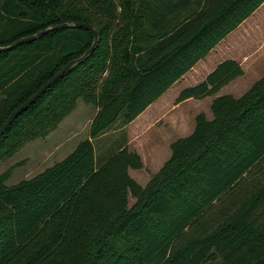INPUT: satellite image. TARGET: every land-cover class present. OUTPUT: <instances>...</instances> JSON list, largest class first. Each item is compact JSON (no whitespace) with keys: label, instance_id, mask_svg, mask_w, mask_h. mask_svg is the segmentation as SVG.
<instances>
[{"label":"trees","instance_id":"obj_1","mask_svg":"<svg viewBox=\"0 0 264 264\" xmlns=\"http://www.w3.org/2000/svg\"><path fill=\"white\" fill-rule=\"evenodd\" d=\"M191 1L0 0V46L63 22L98 31L93 51L0 137L4 159L56 130L78 100L97 109L64 158L15 184L0 174V264H264V75L238 97H214L212 118L197 114L144 186L129 174L143 162L128 145L95 162L92 139L134 120L264 0ZM93 40L68 26L0 51V127ZM243 73L223 60L175 102L215 95Z\"/></svg>","mask_w":264,"mask_h":264},{"label":"rangeland","instance_id":"obj_2","mask_svg":"<svg viewBox=\"0 0 264 264\" xmlns=\"http://www.w3.org/2000/svg\"><path fill=\"white\" fill-rule=\"evenodd\" d=\"M244 67L245 74L243 73V77L235 82L236 86L234 88L229 87L227 89L232 90L234 94H243L255 81L264 75V45L257 53L245 59ZM201 69L202 64L199 63L195 69H192L185 77L175 83L167 91L168 93H165L168 95L169 101H175L176 94H178L182 88L193 84L195 81L198 82L201 80L203 76L200 75ZM207 105V99L202 101L191 99L183 103L177 110L171 112V116L178 117L177 122L178 128L180 127L179 129L170 131V129H168L170 127L168 118H161L159 123H156L155 126H151L144 133L147 134L148 139L155 138V135H161L165 141L172 143L175 139L186 134L189 130H193L197 112L199 114L202 110L206 111ZM96 110L97 109L93 105L78 100L76 108L65 117L56 130L52 131L44 138L26 143L12 156L0 159V174L6 170L10 171L5 183L11 185L22 179L30 178L69 154L79 141L88 138L89 125ZM122 126L123 125L118 120L114 122L106 132L93 140L96 164H99L102 159L108 157L111 152L119 147L118 145L122 142L125 132ZM135 141L134 144L132 143L131 146H128L129 149L136 151V149L143 150L145 148L146 143L143 135L136 136ZM161 151L159 153H161ZM164 156H166V153H162L159 159L162 160ZM149 166L152 169H156V166H153V164H149ZM146 172L149 174L154 173L146 166L139 171L132 169L131 176L142 184L143 180L146 179ZM130 201L133 202L134 200L130 199Z\"/></svg>","mask_w":264,"mask_h":264},{"label":"crops","instance_id":"obj_3","mask_svg":"<svg viewBox=\"0 0 264 264\" xmlns=\"http://www.w3.org/2000/svg\"><path fill=\"white\" fill-rule=\"evenodd\" d=\"M204 2L205 0H201V3L197 4L196 0H192L191 3L188 2V6L191 9L198 10L200 7L204 5ZM263 45H264V1L251 15H249L246 19H244L240 25H238L224 39H222L206 55L204 59L198 61L192 69H195V67L199 63L202 64V69H201L202 74L200 73V75L203 76L201 77V80L198 81L200 82L206 77V75L209 72H211L217 66L218 63L226 59H233L240 63L245 74V67H244L245 59L257 53V51L260 48H262ZM190 71H188L187 73H189ZM185 75L183 77H185ZM243 75L235 78L234 80L230 81L229 83L221 87L217 94L206 96L200 99L187 98L178 103H176L175 101L171 102L168 99V95L165 94L167 92L166 91L155 102L150 104L142 113H140L134 120L129 122L127 125L122 126L125 132L120 145L131 146L132 143L134 144L136 142L135 141L136 136L143 135L146 146L143 150L136 149V151L141 156L143 167L147 166L151 169V172H156L160 168V166H162L163 163L169 158L171 153L169 144L171 142L165 141L161 135L158 136L155 135V138L148 139L147 134H145L144 132L147 129H149L151 126H155L156 123H159V120L161 118H168V120L170 121V127L168 129H170V131L174 129H179L180 127L178 128V122H177L178 117L171 116V112H173V110H177L183 105V103H186L191 99H195L198 101L207 99V103H208L207 110L206 111L202 110L201 112H203L208 119H211L212 112L210 110V105L212 99L216 96L224 95V94H232L236 97L242 95V93L234 94L232 90H227V89L229 87L234 88L236 86L235 82H237L238 79L243 77ZM198 82L195 81L193 84H190L189 86L195 85ZM177 95L178 94H176L175 99ZM191 132L192 131L189 130L186 134L181 135L180 137L187 136ZM93 140L94 139H92V141ZM160 151L161 153H159ZM162 153H166V156H164L163 159L160 160L159 157ZM149 164H153V166H156L157 164L158 165L156 166V169H152L149 166ZM142 168L133 169V170L139 171ZM131 170L132 169H129L130 175H131ZM149 178H150V174L146 172V179L143 180V183L141 185L144 186L149 180Z\"/></svg>","mask_w":264,"mask_h":264},{"label":"water","instance_id":"obj_4","mask_svg":"<svg viewBox=\"0 0 264 264\" xmlns=\"http://www.w3.org/2000/svg\"><path fill=\"white\" fill-rule=\"evenodd\" d=\"M68 26H76V27H82L88 29L94 37L93 43L91 46L78 58L73 59L69 62H67L65 65H63L56 73L53 74L44 84H42L33 94H31L24 102H22L19 106H17L7 117L5 122L1 125L0 127V137L1 135L6 131L7 127L11 124V122L18 116L21 112H23L30 104H32L41 94H43L48 87H50L66 70H68L74 63L77 61L81 60L82 58L86 57L89 53L93 51L95 48V45L97 43L98 39V31L90 24L87 22L79 21V22H74L72 24H69L67 22H63L61 24H56L52 25L49 27H46L44 29L39 30L36 33H33L31 35H27L24 37H21L12 43L6 45V46H0V51H6L14 46L24 43V42H29L32 40H35L42 34L50 31V30H55V29H60Z\"/></svg>","mask_w":264,"mask_h":264}]
</instances>
